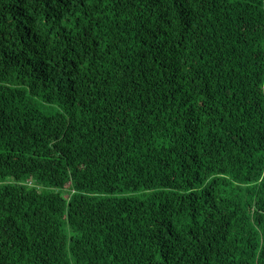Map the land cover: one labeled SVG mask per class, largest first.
<instances>
[{"label":"trees","instance_id":"1","mask_svg":"<svg viewBox=\"0 0 264 264\" xmlns=\"http://www.w3.org/2000/svg\"><path fill=\"white\" fill-rule=\"evenodd\" d=\"M0 264H264V0H0Z\"/></svg>","mask_w":264,"mask_h":264},{"label":"rangeland","instance_id":"2","mask_svg":"<svg viewBox=\"0 0 264 264\" xmlns=\"http://www.w3.org/2000/svg\"><path fill=\"white\" fill-rule=\"evenodd\" d=\"M66 196H67V194H66Z\"/></svg>","mask_w":264,"mask_h":264}]
</instances>
